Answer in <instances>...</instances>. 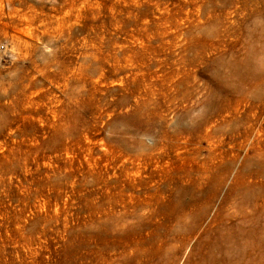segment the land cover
<instances>
[{
	"label": "rangeland",
	"instance_id": "374dc122",
	"mask_svg": "<svg viewBox=\"0 0 264 264\" xmlns=\"http://www.w3.org/2000/svg\"><path fill=\"white\" fill-rule=\"evenodd\" d=\"M0 264H264V0H0Z\"/></svg>",
	"mask_w": 264,
	"mask_h": 264
}]
</instances>
